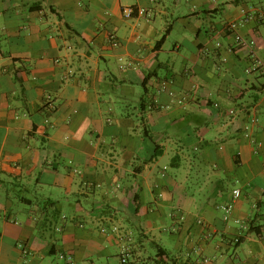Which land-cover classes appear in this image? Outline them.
I'll return each instance as SVG.
<instances>
[{
	"label": "crops",
	"instance_id": "obj_1",
	"mask_svg": "<svg viewBox=\"0 0 264 264\" xmlns=\"http://www.w3.org/2000/svg\"><path fill=\"white\" fill-rule=\"evenodd\" d=\"M263 9L0 0V264H264Z\"/></svg>",
	"mask_w": 264,
	"mask_h": 264
},
{
	"label": "built area",
	"instance_id": "obj_2",
	"mask_svg": "<svg viewBox=\"0 0 264 264\" xmlns=\"http://www.w3.org/2000/svg\"><path fill=\"white\" fill-rule=\"evenodd\" d=\"M135 11H136V13L138 14V15H146V12H145V10H143V9H137V10H135V9H133L132 7H125V8H123V10H122V13H123V15L125 16V17H127V18H129V17H131L132 16V14L133 13H135ZM259 16L260 17H262V16H264V9L263 10H261L260 12H259ZM234 25H230L229 26V29L230 30H234ZM234 40H235V42L237 43V44H239L241 47H249V45H251L252 43H249V42H247L244 38H242L239 34H237V33H235L234 34ZM250 49V48H249ZM249 56H250V58H251V62L249 63V65L245 68V72L247 73V74H254V73H256V74H259V75H264V64L260 61V60H258L256 57H255V55H254V52H253V50H249ZM252 122H255V119H252L251 120ZM233 195H234V197L236 198V197H238L239 195H240V192L238 191V190H235L234 192H233ZM231 207L230 206H228V205H223V206H221V210L223 211V219L225 220V221H227L228 219H229V213H230V209ZM101 230V232H118V229H117V227H111L109 230H107L106 228H101L100 229ZM259 238L260 239H264V230H262L261 232H260V234H259ZM59 258L60 259H66V260H69L70 258L68 257V256H65V255H63V254H60L59 255ZM126 260H127V249H126V247L125 246H122V248H121V250H120V261L122 262V263H125L126 262ZM209 259H207V258H202V259H200V260H198L197 262H196V264H208L209 263Z\"/></svg>",
	"mask_w": 264,
	"mask_h": 264
},
{
	"label": "trees",
	"instance_id": "obj_3",
	"mask_svg": "<svg viewBox=\"0 0 264 264\" xmlns=\"http://www.w3.org/2000/svg\"><path fill=\"white\" fill-rule=\"evenodd\" d=\"M162 40H163V38H162ZM161 40V41H162ZM136 201V193L134 194V202ZM122 263V262H121Z\"/></svg>",
	"mask_w": 264,
	"mask_h": 264
}]
</instances>
